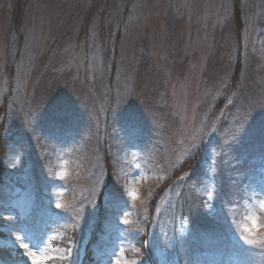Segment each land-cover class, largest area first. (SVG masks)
Segmentation results:
<instances>
[{
	"label": "rangeland",
	"instance_id": "obj_1",
	"mask_svg": "<svg viewBox=\"0 0 264 264\" xmlns=\"http://www.w3.org/2000/svg\"><path fill=\"white\" fill-rule=\"evenodd\" d=\"M0 144V264H264V0H0Z\"/></svg>",
	"mask_w": 264,
	"mask_h": 264
},
{
	"label": "clouds",
	"instance_id": "obj_2",
	"mask_svg": "<svg viewBox=\"0 0 264 264\" xmlns=\"http://www.w3.org/2000/svg\"><path fill=\"white\" fill-rule=\"evenodd\" d=\"M236 211L235 217L229 215L236 232L247 233L243 239L249 245H264V194L242 200Z\"/></svg>",
	"mask_w": 264,
	"mask_h": 264
},
{
	"label": "trees",
	"instance_id": "obj_3",
	"mask_svg": "<svg viewBox=\"0 0 264 264\" xmlns=\"http://www.w3.org/2000/svg\"><path fill=\"white\" fill-rule=\"evenodd\" d=\"M0 146H1V144H0ZM0 152H1V147H0ZM6 170H4L3 169V167H1L0 166V184L2 185V184H4L5 182H7L5 179V175L4 174H6ZM4 181V182H3ZM3 182V183H2ZM185 214L186 215H188V217L190 218V223L192 224V226H197L198 227V222H196V215L191 211V213L189 212V211H185ZM211 220H206L205 222H204V225H206L207 227L208 226H210V224H209V222H210ZM100 232L99 233H95L94 234V239L92 240V244L94 245V243H96L97 242V240H98V235H99V237H100ZM92 245V246H93ZM88 257H90V258H92V252H90L89 253V256Z\"/></svg>",
	"mask_w": 264,
	"mask_h": 264
},
{
	"label": "snow or ice",
	"instance_id": "obj_4",
	"mask_svg": "<svg viewBox=\"0 0 264 264\" xmlns=\"http://www.w3.org/2000/svg\"><path fill=\"white\" fill-rule=\"evenodd\" d=\"M133 195L135 196V195H136V193L134 192V193H133ZM58 207H59V205H58ZM25 247H27V245H25ZM31 255H33V258H34V259L36 258L34 253H33V254H31Z\"/></svg>",
	"mask_w": 264,
	"mask_h": 264
}]
</instances>
